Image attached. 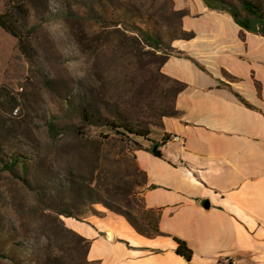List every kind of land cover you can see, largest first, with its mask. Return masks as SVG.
Here are the masks:
<instances>
[{"label": "rangeland", "instance_id": "1", "mask_svg": "<svg viewBox=\"0 0 264 264\" xmlns=\"http://www.w3.org/2000/svg\"><path fill=\"white\" fill-rule=\"evenodd\" d=\"M4 11L30 75L0 90V264H91L71 220L117 217L153 236L158 218L145 208L135 155L168 137L182 86L163 73L164 59L178 55L186 11L176 0H4ZM140 30L159 39L161 57ZM118 124L148 130L149 142ZM14 158L27 173L4 168Z\"/></svg>", "mask_w": 264, "mask_h": 264}, {"label": "crops", "instance_id": "2", "mask_svg": "<svg viewBox=\"0 0 264 264\" xmlns=\"http://www.w3.org/2000/svg\"><path fill=\"white\" fill-rule=\"evenodd\" d=\"M176 9L190 39L173 43L178 55L163 67L183 86L164 122L169 142L156 148L162 159L135 155L159 235L111 216L67 225L89 243L91 264H264V37L203 0H176ZM29 75L19 40L0 27V87L15 90Z\"/></svg>", "mask_w": 264, "mask_h": 264}, {"label": "trees", "instance_id": "3", "mask_svg": "<svg viewBox=\"0 0 264 264\" xmlns=\"http://www.w3.org/2000/svg\"><path fill=\"white\" fill-rule=\"evenodd\" d=\"M203 1L205 2L208 9H210L212 11H219V12L229 14L233 18L234 22L242 29L243 32H247V33H251V34H255V35H259V36L264 37V0H241V7L240 8H238L237 6H235L233 4H229L223 0H203ZM14 2H15V0H9V3H14ZM14 24H15V22H14L13 16L9 11H6L4 14L0 15V27L3 30H5L7 33L11 34L12 36H14L15 38H17L19 40L20 49H21L26 61L28 62L25 51H24L23 42H22L20 35L17 32ZM140 32L142 33V35L146 39L147 46L156 52L155 56L161 57L162 52H165V49H164V47H162L160 45L159 39L156 36H154L153 34H150L148 32H143L142 30H140ZM182 34L184 37L179 38V39H183V38L190 39L189 34L184 33V32H182ZM171 57H173V56H166V59H164V65L169 61V59ZM4 89H7V87L6 86L0 87V90H4ZM182 89H183V86L181 87L180 91ZM81 115H82L83 119L85 121H87L88 115L86 114V112L82 113ZM111 127L114 130L122 131L126 135H130L132 137H137V138H140V139H143V140H146L149 142L148 139H149L151 133L148 130L140 129L137 127L132 128V127H129L126 125L122 126L121 124L119 126H116V127L115 126H111ZM48 131H49L50 136L53 139H56L59 135V132H58L55 124H50L48 127ZM118 134L123 135L121 132H118ZM167 142H169L168 137H166V139L163 140L162 146L166 145ZM157 146L158 145L154 146L151 153L155 157L162 159V157H163L162 153L156 149ZM19 164L21 165V171H23V173H27V168H26L24 162L21 163L16 158H14L13 160L11 159L10 162L8 164H6V166L4 168H6L9 172L14 173L16 167ZM24 182L26 183V181H24ZM26 185H28V184H26ZM134 229L139 234L143 235L137 228H134ZM153 231H154L153 232L154 235H159V230H158L157 226ZM144 236H146V235H144ZM176 242L178 244V247L176 249V254L180 257H183L188 262H190L191 258H192V254H193L192 251L187 247L185 242H182L179 240H177ZM36 263H38V262L36 261Z\"/></svg>", "mask_w": 264, "mask_h": 264}, {"label": "built area", "instance_id": "4", "mask_svg": "<svg viewBox=\"0 0 264 264\" xmlns=\"http://www.w3.org/2000/svg\"><path fill=\"white\" fill-rule=\"evenodd\" d=\"M4 4V0H0V5ZM172 140H177V137H173ZM226 264H236L233 259H229L226 261Z\"/></svg>", "mask_w": 264, "mask_h": 264}, {"label": "bare ground", "instance_id": "5", "mask_svg": "<svg viewBox=\"0 0 264 264\" xmlns=\"http://www.w3.org/2000/svg\"><path fill=\"white\" fill-rule=\"evenodd\" d=\"M109 237L112 239L113 238V232L109 233Z\"/></svg>", "mask_w": 264, "mask_h": 264}]
</instances>
